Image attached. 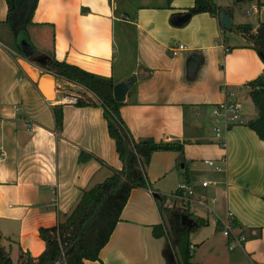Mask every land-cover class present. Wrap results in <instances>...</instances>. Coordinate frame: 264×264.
<instances>
[{"label":"crops","instance_id":"1","mask_svg":"<svg viewBox=\"0 0 264 264\" xmlns=\"http://www.w3.org/2000/svg\"><path fill=\"white\" fill-rule=\"evenodd\" d=\"M232 3L216 2L231 20L232 28L224 30L208 13L187 17L194 0H38L26 29L32 53L114 84L140 71L120 108L124 124L135 141L183 145L185 165L176 152L151 155L148 189L130 192L99 259L84 264H165V238L152 234L161 224L155 196H165L167 207L178 206L173 195L184 181L193 191L187 206L190 264H264V142L246 126L255 118L246 85L264 76V61L233 31L263 24L264 0H244L249 7L242 14ZM6 17V1L0 0V244L18 264L22 255L37 258L44 251L39 228L64 220L81 194L121 163L103 108L61 103L64 93L80 99L91 94L42 73L11 49L16 40ZM222 86L233 93L245 123L230 128L224 147L210 118L225 100ZM54 106L62 109L59 131ZM82 154L89 157L81 160ZM205 181L212 185L202 187ZM227 222L246 238L234 250L222 234Z\"/></svg>","mask_w":264,"mask_h":264},{"label":"trees","instance_id":"2","mask_svg":"<svg viewBox=\"0 0 264 264\" xmlns=\"http://www.w3.org/2000/svg\"><path fill=\"white\" fill-rule=\"evenodd\" d=\"M7 17L5 23L17 41L19 32L32 25V17L38 0H5ZM169 2L171 0H168ZM220 8L209 0H194L192 7L185 12L193 16L208 13L220 21ZM221 28L227 30L220 24ZM251 45L264 61V23L252 31L249 25L233 28ZM19 53L24 55L19 49ZM42 73L56 79L82 87L94 96L78 100L76 106H100L104 110L109 137L114 141L115 150L121 163L120 169L109 168L110 175L102 182L85 190L74 209L64 220L50 228H39L40 239L44 242V251L37 258L25 254L18 264H84V261H97L101 249L107 244L112 232L120 221V215L127 203L130 192L136 188H147L146 168L155 152L172 151L178 153V161L184 164L183 145L155 143L152 140L135 141L124 124L120 108L122 103L113 99L114 82L100 78L81 68L54 57L28 56ZM248 95L255 110V118L246 123L257 137L264 142V76L260 75L246 85ZM57 130L62 128V109L53 107ZM82 154L81 160L88 158ZM185 165V164H184ZM187 185V182H183ZM264 199V192H263ZM166 197L156 195L161 224L154 226L155 238H165L162 256L165 264H190V235L193 229L184 223V218L192 217L187 206H165ZM201 227V220H195ZM64 254V255H62ZM0 264H13L9 252L0 244Z\"/></svg>","mask_w":264,"mask_h":264},{"label":"built area","instance_id":"3","mask_svg":"<svg viewBox=\"0 0 264 264\" xmlns=\"http://www.w3.org/2000/svg\"><path fill=\"white\" fill-rule=\"evenodd\" d=\"M211 2L216 3L218 0H209ZM182 48V47H180ZM228 49H225L227 52ZM221 92L225 95V100L215 106L211 112V123H212V132L215 139L218 141V145L221 147L225 146V135L230 130V128L234 126H241L244 125V121L241 119L240 114V107L239 105L233 100V93L227 90L226 86H222L220 88ZM79 96L64 93L61 98L60 102L70 105H77L79 100ZM222 161H224L222 159ZM208 167L212 168L214 172H222L223 169L220 164H217L213 161H204ZM202 187H207L212 185L211 182L205 181L202 182ZM193 195L192 189L186 185L181 183L176 192L174 193V199H177L180 205L188 206L191 202V196ZM197 204H203V201L200 200ZM232 216V213H228V218ZM223 236L228 240L227 246L229 250H234L236 247L241 246L245 242V236L242 234L233 233L229 223L225 224V228L222 232ZM64 255V254H62Z\"/></svg>","mask_w":264,"mask_h":264},{"label":"water","instance_id":"4","mask_svg":"<svg viewBox=\"0 0 264 264\" xmlns=\"http://www.w3.org/2000/svg\"><path fill=\"white\" fill-rule=\"evenodd\" d=\"M244 0H234V3L238 4L243 2ZM189 17V16H187ZM220 24L227 28V29H231L232 28V24H231V20L230 17L224 12L222 11L220 13ZM17 48L24 54V55H31L32 54V50L30 49V47L28 46V44L25 41H22L19 43V45H17ZM141 72H136L134 76H132L127 82H121L118 84H115L113 87V99L118 102V103H122L125 99V94L126 92L130 89V87L133 85L135 79L139 80L141 78ZM184 218V223L187 224V217H183Z\"/></svg>","mask_w":264,"mask_h":264},{"label":"rangeland","instance_id":"5","mask_svg":"<svg viewBox=\"0 0 264 264\" xmlns=\"http://www.w3.org/2000/svg\"><path fill=\"white\" fill-rule=\"evenodd\" d=\"M227 0H225V2H226ZM232 5H233V7L235 8V10L236 11H238L239 13H243L244 12V10L245 9H247L249 6H248V4L246 5V4H244V3H238V4H236V3H232ZM29 34H28V32L26 31V30H24V31H21V32H19V35H18V37L16 38L17 39V41H15V44H12L10 47H11V49H17V45H19V43L20 42H22V41H25L27 44H28V46L29 47H31L32 48V44H31V42L29 41V36H28ZM33 52L35 53V51L33 50ZM73 92H75V93H79L80 94V91L79 90H77V89H74V91ZM91 101H95V98H94V96H92L91 95Z\"/></svg>","mask_w":264,"mask_h":264},{"label":"bare ground","instance_id":"6","mask_svg":"<svg viewBox=\"0 0 264 264\" xmlns=\"http://www.w3.org/2000/svg\"><path fill=\"white\" fill-rule=\"evenodd\" d=\"M44 81L43 82H45V79H43ZM51 84V83H50ZM42 88H43V83H42ZM49 90V89H48ZM50 92H52V91H50ZM50 96V95H49ZM52 96V95H51Z\"/></svg>","mask_w":264,"mask_h":264}]
</instances>
